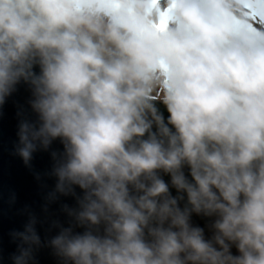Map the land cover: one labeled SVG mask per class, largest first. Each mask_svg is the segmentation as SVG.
Segmentation results:
<instances>
[{"label":"clouds","instance_id":"9594fccd","mask_svg":"<svg viewBox=\"0 0 264 264\" xmlns=\"http://www.w3.org/2000/svg\"><path fill=\"white\" fill-rule=\"evenodd\" d=\"M248 2L0 0V105L24 80L39 118L18 154L61 139L57 189L84 190L87 230L51 241L66 264H264V29ZM194 213L215 217L210 239ZM18 235L40 244L31 224Z\"/></svg>","mask_w":264,"mask_h":264},{"label":"water","instance_id":"95a60500","mask_svg":"<svg viewBox=\"0 0 264 264\" xmlns=\"http://www.w3.org/2000/svg\"><path fill=\"white\" fill-rule=\"evenodd\" d=\"M34 71L39 74V65L34 67ZM34 99L31 84L21 80L5 103L0 105V264H15V257L28 247H31L29 264H66L52 247V239L66 228H71L74 234L87 230L86 226L77 223L73 215L79 210L84 190L73 186V192L63 194L57 189L55 169L65 157L61 139L54 140L46 149L38 146L27 165L18 154L21 123L37 124L39 120L32 108ZM155 106L167 123V107L160 101H156ZM151 131H157L155 125ZM184 172L191 180L187 166ZM159 174L169 183L172 195L177 196L176 189L171 187V177L163 172ZM186 202L185 194L181 207ZM214 220L215 217L192 215L193 225L204 229L206 239L213 235L211 225ZM30 224L40 237L39 245L29 246L18 235L26 232ZM99 232L103 234V224L99 226ZM232 253L239 255L234 246Z\"/></svg>","mask_w":264,"mask_h":264},{"label":"snow or ice","instance_id":"6c2138e0","mask_svg":"<svg viewBox=\"0 0 264 264\" xmlns=\"http://www.w3.org/2000/svg\"><path fill=\"white\" fill-rule=\"evenodd\" d=\"M246 7L248 9H254L255 11L252 13L253 15L260 17V18H264V0H250V2H248L246 4ZM162 16H165L164 13H162ZM167 26V20L166 19H162L161 23L159 25L160 30H164V28ZM251 30V29H250Z\"/></svg>","mask_w":264,"mask_h":264},{"label":"rangeland","instance_id":"374dc122","mask_svg":"<svg viewBox=\"0 0 264 264\" xmlns=\"http://www.w3.org/2000/svg\"><path fill=\"white\" fill-rule=\"evenodd\" d=\"M254 11H255L254 9L247 11L246 18L249 23V26L254 29H264V22L260 19V17H257L252 14Z\"/></svg>","mask_w":264,"mask_h":264}]
</instances>
